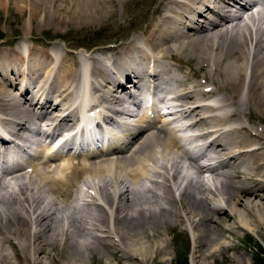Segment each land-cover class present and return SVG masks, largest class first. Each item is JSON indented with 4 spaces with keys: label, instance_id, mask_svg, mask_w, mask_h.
Listing matches in <instances>:
<instances>
[{
    "label": "bare ground",
    "instance_id": "6f19581e",
    "mask_svg": "<svg viewBox=\"0 0 264 264\" xmlns=\"http://www.w3.org/2000/svg\"><path fill=\"white\" fill-rule=\"evenodd\" d=\"M115 1L0 0V8L21 12L25 6L30 22L40 27L50 24L40 20L42 13L48 18L51 12L67 19L50 22L77 25L114 15ZM232 1L148 0L153 4L142 35L95 50L79 48L82 53L59 42L42 49L30 37L14 49L0 48V147H8L12 157L24 155L10 145L35 133V118L69 129L77 118L72 110L77 96L86 101L88 114L103 115L98 121L103 118L106 127L119 114L134 118L125 98L139 100L135 94L143 95L149 81L163 99L172 95L167 101L175 108L172 121H185L183 130L191 133L181 140L194 153H177L175 147L182 149L174 135L179 127L145 112L138 124L117 132L118 146L82 156L78 167L75 159L59 158L51 150L37 157L31 173L23 167L0 176V264H47L41 255L50 257L55 249L49 247L58 248L61 240L66 264H85L82 249L117 264H161L160 257L170 255L165 236L179 232L193 235V264H208L237 249L220 242L226 234L254 233L264 223V203H259L264 201V14L256 16L250 6L233 14ZM170 59L191 72H169ZM82 138L78 146L86 148L111 141L101 134ZM184 157L197 178L184 171ZM79 173L88 174L84 195L69 190ZM80 206L89 207L87 216L75 214ZM232 259L245 262L237 253Z\"/></svg>",
    "mask_w": 264,
    "mask_h": 264
},
{
    "label": "rangeland",
    "instance_id": "374dc122",
    "mask_svg": "<svg viewBox=\"0 0 264 264\" xmlns=\"http://www.w3.org/2000/svg\"><path fill=\"white\" fill-rule=\"evenodd\" d=\"M117 1H115L114 9L112 10L115 11L114 14L115 17L114 15L109 16V14H107L108 17H103V18L100 17L101 19L99 22L97 21V19L90 17L84 20V22L82 23L76 22L77 25H73L72 21H70L69 23L61 22L62 24L56 22L54 24L50 21L57 19V21L59 22L58 18L56 17H61L63 20L64 18L67 19V15L65 14L58 15L55 14V12H51V17L47 16L48 18H45L44 13H42L43 19H41L40 17V20H43V22L50 20L49 21L50 24L47 26L41 24V27L39 26L40 24H38V22L36 21L35 23L30 22L31 11L29 9H26L25 6L24 9L21 10V12H17L15 9L8 10L7 8L1 7L0 8V48L14 49L16 48L15 46L21 41V39L26 37H30L28 41L33 42V44L35 45L45 46L44 48L38 47L39 49L46 48L50 50V48L53 45L56 46L57 44L58 46L59 45L58 42H59L62 48L69 47L70 50L74 52L76 50L79 51V48H83L84 50L86 49L95 50L97 46H101V45H109L112 43L120 44L124 42L126 43L127 40L129 41L131 38L135 37L136 35L143 34L142 33L143 28L147 23L145 15L150 7L149 3L153 4V2H148V0H117ZM154 5L156 6V4ZM124 11H127L128 13L126 12V14H124L125 13ZM206 15H208V13H206ZM71 20H73L72 17ZM202 20H204V18ZM78 25L81 26L83 25V26L81 27ZM89 25L90 27H88ZM83 49H81L79 52L82 53ZM59 51L61 50L58 49L57 52L59 53ZM183 57L189 58L187 54L183 55ZM169 63L171 68L168 70L171 73L176 72L177 74H179L180 72V75H182L184 74V72H191L189 66H185L184 68H181L182 66L181 64H179V62H175L171 59ZM196 80L198 81V79ZM173 87H175L174 90H178L175 85H173ZM137 121L138 120H135V122ZM260 126L264 128V124H261ZM177 149L178 147H175L174 149L177 153H181V152L183 153L184 151L183 149H178L177 151ZM185 158L186 157L183 158L184 171L187 174H189L190 178H197L198 177L197 170L195 169V167L191 165V161L188 158H187L188 160ZM75 161L77 163L75 164V166L78 167L79 160L75 159ZM32 170L33 169L30 170V173L32 172ZM87 177L88 174L86 173L77 174V176L73 179L72 187L69 190L71 192L77 193L78 188L81 189L82 187H85V184L83 182ZM147 185L150 186V184ZM3 194H5V191L2 192L1 196ZM51 198L54 199V195H52ZM259 203L262 204L264 203V201H261ZM64 204L65 203L63 202V199H60L59 206H63ZM80 207L83 208L80 209L82 211L79 213L76 212L75 214L78 216L79 215L87 216L88 214L85 209L89 207L87 208L82 206ZM69 212H71L70 209ZM181 230H183L182 227H180V231ZM165 237L169 244L170 255L160 257L159 262L160 261L163 262L161 264H193V254L195 251V244L191 232L190 234L179 232L168 237L166 235ZM171 238H174L173 241H171ZM220 242L222 243L227 242L226 244H233L235 245V247H237V249H232L227 254L228 258L227 257L225 258V256L224 257L218 256L215 259H209L208 262L206 261L208 264H237L232 259L235 253L242 255L245 258L244 264H264L261 255V251H263L264 253V223H261V225L257 227V230L254 233L248 232L243 229L237 230V234L235 236H230L226 234L224 239L222 238ZM61 243L58 246V248H54L53 246L49 247V249H55L53 250V252H51L52 255L50 257L47 255H46L47 257H45V255H41L45 258V262L47 264H66L68 262L69 257L65 259L64 257H62L66 249H64L65 247L63 245L64 241L61 240ZM62 248L65 250L64 252ZM81 251L84 252L83 255L85 256L84 257L85 264H107V261H109L110 264H117V260L116 261L113 259L107 260L104 257L100 258V256H92L91 253L85 251L84 249H82ZM98 251H101V249ZM129 263L130 261L126 262L125 264H129ZM29 264H33V262H30Z\"/></svg>",
    "mask_w": 264,
    "mask_h": 264
},
{
    "label": "trees",
    "instance_id": "16d2710c",
    "mask_svg": "<svg viewBox=\"0 0 264 264\" xmlns=\"http://www.w3.org/2000/svg\"><path fill=\"white\" fill-rule=\"evenodd\" d=\"M261 255H262V261H264V253H263V251H261Z\"/></svg>",
    "mask_w": 264,
    "mask_h": 264
}]
</instances>
